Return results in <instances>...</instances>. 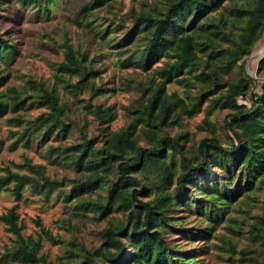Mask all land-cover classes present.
Instances as JSON below:
<instances>
[{
  "label": "trees",
  "instance_id": "1",
  "mask_svg": "<svg viewBox=\"0 0 264 264\" xmlns=\"http://www.w3.org/2000/svg\"><path fill=\"white\" fill-rule=\"evenodd\" d=\"M21 1L25 3L27 0ZM98 1L92 0L84 8ZM253 1V6L243 9L237 17V21L243 17L244 24L233 42L213 55L207 54L205 69L192 77L182 74L197 65L199 53L209 49L210 43L221 33L214 24L204 26L203 19L218 10L222 0H166L163 10L136 16L134 27L126 32L127 39L119 40L136 42L135 49L122 63L147 70L151 63L169 59L159 71L160 79L145 89L148 96L140 100L141 107L130 108L136 114L135 118L110 132L104 140L103 149L95 150L89 141L87 146L59 145L54 150L55 157L72 163L77 171L85 169L88 175L80 176V173L73 181L65 176L61 180H52L45 174L44 165L28 161L19 165L27 173L3 168L0 190H7L12 184L10 189L16 198L20 197L26 185L49 197L58 187L71 184L65 199L83 201L80 204L83 210L78 212L80 216L91 210L94 217L104 219L114 212V206L117 212L127 215V230L125 220L107 226L102 231V249H84L82 260L76 264H97L96 258L116 263L123 260V264H203L194 257L181 256L161 234L175 229L170 227L169 222L172 207L178 210L181 203L186 210L195 208L212 227L229 213L232 200L237 196L264 188V92L251 93L252 81L245 75L229 82L226 89L219 85L218 80V75L229 73L263 35L264 0ZM11 48L12 43L0 38V61H6ZM87 58L88 55L81 49L67 42L64 61L58 70L79 75L80 79L74 86L76 89H84L88 85L95 99L104 97L108 88L105 83L99 86L93 83L98 73L91 66L84 65ZM217 60L223 63L219 66L221 71L216 66L212 67ZM259 67H264V57ZM195 77L200 80L199 83ZM170 81L184 82L187 97L192 96L189 93L191 89H198V94L194 96L197 100L190 108L184 98L166 91L165 84ZM43 98L50 113L39 115L32 122L38 142H45L54 133L57 137L66 136L69 129L61 120L63 114L58 97L44 92ZM208 99L209 110L202 123L215 134L209 117L215 109H229L225 126L230 140L223 143L214 135L204 137L197 144V155L188 156L185 144L190 141L189 133L183 131L171 136L165 130L172 125L183 128L186 123L184 114L191 115ZM12 104L15 108L22 106L19 101ZM90 107L89 111L102 121L109 123L115 117L112 107ZM5 108L4 102L0 101V113ZM139 124L142 127L138 129ZM197 127L205 129L201 124ZM72 155L77 157L71 158ZM56 161L60 162L59 159ZM216 171L221 173L218 181L203 184ZM105 185L108 187L106 199L90 197L91 193ZM189 186L197 193L187 194ZM83 195L86 198L81 199ZM193 200L201 206L193 205ZM1 220L17 237L16 245L7 250L4 257H10L19 264H37L39 260H44L38 257L41 236H21L23 224L18 223L14 206L1 216ZM259 222L264 225L263 216L259 217ZM42 231L49 236L47 231ZM258 231L264 240V232L261 233V228ZM187 235L184 237H190ZM126 248L132 250L127 259ZM69 253L77 257L75 252Z\"/></svg>",
  "mask_w": 264,
  "mask_h": 264
},
{
  "label": "rangeland",
  "instance_id": "2",
  "mask_svg": "<svg viewBox=\"0 0 264 264\" xmlns=\"http://www.w3.org/2000/svg\"><path fill=\"white\" fill-rule=\"evenodd\" d=\"M91 1L27 0L23 3L21 0H0V38L13 44L6 61H0V73L4 76L0 78V101L6 107L0 113V175L4 174L5 167L14 172L27 173L19 167L25 161L44 165L45 174L52 180H61L65 176L73 181L80 173V176L88 175L85 169L77 171L72 163L55 157L54 150L59 145L87 146L89 141L95 150L103 149L108 134L135 118L136 114L130 108L139 109L142 104L140 100L148 96L145 89L160 79L159 71H162L169 58L151 63L147 70L134 64L124 65L122 62L135 49L136 42L119 40L127 39L126 32L134 27L137 15L163 10L166 0H100L84 8ZM253 2L222 0L219 9L203 19L204 26L214 24L221 33L210 43L209 49L199 53L197 65L185 71L182 74L184 77H192L194 73L198 75L205 69L207 54L213 55L233 42L244 24V18L240 17L237 21V17L243 9L253 6ZM67 42L88 55L84 65L97 71L93 82L96 86L106 84L108 89L104 97L95 99L88 85L84 89H76L74 86L80 79L79 75L58 70L64 61ZM263 57L264 32L250 53L243 56L229 73L218 75L219 85L226 89L229 82L245 75L252 81L251 93L264 92V67H259ZM222 64V61L217 60L212 67L216 66L221 71L219 66ZM195 79L200 82L197 77ZM165 87L168 93H176L184 98L188 108L197 100L194 96L198 94V89H191L189 93L193 97H187L184 82L170 81ZM44 92L58 97L63 114L61 120L68 125L69 131L64 137H57L54 133L45 142H38L33 120L39 115L50 113L43 98ZM209 100L191 115L184 114L186 123L183 128L172 125L165 130L171 136L183 131L189 133L190 141L185 144L188 156L197 155V144L204 137L214 135L223 143L230 140L225 126L229 109H215L209 117L215 134L202 123L209 110ZM15 101L22 102V106L15 108L12 104ZM96 105L112 107L115 116L112 121H102L89 111L90 106ZM198 124L205 129H199ZM141 127L139 124L138 129ZM75 157L77 155L71 156ZM220 174L216 171L203 184L217 182ZM11 187L12 184L9 189L0 190V260H3L0 264H19L3 256L17 243L16 235L1 220V216L13 206L18 214V223L23 224L21 236H41L38 257L44 260H39L37 264H76L82 260L84 249H102L104 228L125 220L127 230V215L117 212L116 206L114 212L104 219L94 217L91 210L80 216L78 212L83 210L80 205L83 201L65 199L71 184L58 187L49 197L26 185L20 197L16 198ZM107 188L106 185L102 186L90 197L106 199ZM186 190L187 194L197 193L190 186ZM84 197L86 195L81 199ZM263 200L264 188L237 196L232 200L229 213L212 227L195 208L186 210L180 203L178 210L175 207L171 209L169 222L170 227L175 229L161 234L168 245L176 247L181 256L194 257L203 264H264V240L258 234V228H261V233L264 232V225L259 222V217H264ZM192 204L201 206L194 200ZM193 232L195 234L191 235ZM185 234L190 237L185 238ZM70 251L75 252L77 257H72ZM131 252L126 248V259ZM96 262L123 264V260L116 263L99 258H96Z\"/></svg>",
  "mask_w": 264,
  "mask_h": 264
}]
</instances>
